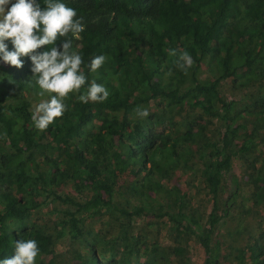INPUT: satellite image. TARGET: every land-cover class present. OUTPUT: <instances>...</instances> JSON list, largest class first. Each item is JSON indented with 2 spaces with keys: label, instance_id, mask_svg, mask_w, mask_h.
<instances>
[{
  "label": "trees",
  "instance_id": "1",
  "mask_svg": "<svg viewBox=\"0 0 264 264\" xmlns=\"http://www.w3.org/2000/svg\"><path fill=\"white\" fill-rule=\"evenodd\" d=\"M37 2L42 8L46 7L43 0ZM62 2L84 17L86 29L79 39L73 40V49L83 57L82 70L88 77V83L95 79L108 89L110 95L103 103L84 104L77 100L76 95L70 94L66 101L68 111L47 130L37 131L31 120L28 102L38 89L31 81L30 58L21 57L23 68L0 60V136L7 133L6 138H0V142L6 140L19 153H56L64 149L61 158L30 155V165L22 160L21 166L24 167L12 170L11 179L6 184L0 178V260L14 256L15 241L35 239L40 248L37 264H47L42 257L52 251L50 237L36 228L21 232L11 228L13 221L21 223L28 220L40 206L38 198L47 196L76 207L68 214L69 218L61 222L60 237L69 235L72 239H80L84 236L79 217L82 212H87L97 221L108 214L119 217L120 239L126 241L136 219L167 217L173 234L178 237L190 235L202 246L207 257L205 264H220L221 244L215 236V229L232 214L242 195L233 158L252 153L258 140L257 135L251 133L248 123L243 121L245 116L237 117L234 103L224 98L220 86L231 78L256 77L258 69L263 66L264 0L253 2L252 16L261 21L254 25L247 23L243 17L240 0ZM6 43L9 50H13L11 41ZM60 43L58 41L57 46ZM142 43L146 44V52L143 53L140 48ZM165 49L187 51L192 56L194 65L187 74L177 69V57L169 55ZM97 55H105L108 59L97 73H92L87 66ZM206 57L215 62L217 77L203 82L197 77V72ZM166 67L175 68L181 81L189 82L183 94L161 84ZM86 87L87 84L81 92ZM156 98H166L172 103L200 110L223 123L224 130L220 136L206 137L197 151L210 195L217 202L223 192L227 193L223 214L219 215L215 207L207 226L190 210L188 193L181 190L173 193L172 206L164 212L144 204L134 209L121 208L115 202L120 175L127 172L141 179L143 190H147L146 187L148 190H163V186L153 183L150 176L155 172L162 175L167 167L173 165L172 161L179 157L177 145L180 141L194 143L200 137L193 124L173 142H169L164 133L157 137L154 131H145L141 125L132 124L129 120L132 109L149 104ZM254 105L261 107L257 116L264 120V97L255 98ZM119 112L123 116L117 115ZM96 120L104 121V124L99 133L89 135V145L83 148L72 145L71 141L84 136ZM166 155L170 156L171 162L165 164ZM7 159L2 155L7 169L12 168ZM68 182H72L78 192L89 194L85 203L59 194ZM262 202L264 164L259 168L253 198L254 204ZM184 250L175 247L172 251L184 257ZM92 254V264H106L96 256L95 250ZM241 257L246 264H264V249L258 243L253 244L241 252ZM190 261L187 264H191ZM158 264L170 262L164 257L158 260Z\"/></svg>",
  "mask_w": 264,
  "mask_h": 264
},
{
  "label": "rangeland",
  "instance_id": "2",
  "mask_svg": "<svg viewBox=\"0 0 264 264\" xmlns=\"http://www.w3.org/2000/svg\"><path fill=\"white\" fill-rule=\"evenodd\" d=\"M253 2L254 0H240L243 17L250 25L261 22L252 16ZM140 48L142 53L146 52L145 43H142ZM197 77L203 82L216 79L215 62L206 57L197 72ZM161 84L170 86L172 91L176 90L183 94L189 82L181 81L175 68L166 67L162 72ZM220 90L226 100L234 103V112L237 117L245 116L243 121L248 123L251 133L254 132L258 139L252 153L233 158L234 171L240 180L242 195L234 206L232 214L223 219L215 229V236L221 244L220 264H246L241 257L243 250L256 243L264 249V202L253 203L259 168L264 164V120L257 116L261 107L257 108L254 105L255 98L264 97V64L258 69L256 77L225 80L221 83ZM38 91L39 88L36 93ZM36 93L28 98L30 109L41 99H47V96L41 98ZM137 107L147 108L150 112L149 117L143 120L136 118L134 109ZM117 115L123 116V113L119 112ZM129 120L132 124L141 125L145 131H154L157 137L164 133L169 142L183 135L190 124H193L195 132L199 133L200 137L194 143L180 141L177 145L179 157L172 161L173 165L170 168L167 167L162 175L155 172L150 176V180L155 184H161L163 190H148V187H146L147 190H143L140 186L141 179L128 172L120 175L116 204L127 209H134L144 204L148 208L164 212L172 206L173 193L181 190L188 193L190 210L203 225H208L209 217L215 207L219 215H222L227 193L223 192L217 202L213 199L209 193L208 184L202 176L197 155L206 137L217 138L223 132L222 121L208 117L200 110L172 103L166 98H156L149 104L136 106L132 109ZM103 124L104 121L96 120L84 136L71 141L72 145H79L82 148L88 146L89 135L99 133ZM254 127H256L255 130ZM62 152L19 153L6 140L2 141L0 142V178L6 184L11 179L12 170L24 167V165L21 166L22 160L30 165L28 160L30 155L43 157L45 154L61 158ZM2 155L8 158L12 168L7 169V165L5 166L2 161ZM165 158L167 160L164 161L165 164L171 162L170 156L166 155ZM59 194L63 197L69 196L80 203H85L89 196L87 192H78L72 182L66 183ZM38 202L40 206L32 212L28 220L21 223L13 221L11 228L16 232L36 228L49 236L52 241V251L42 257L47 264H92V250H95L96 256L106 264H158V260L164 257L170 264H187L190 260L191 264L206 262L205 251L197 240L190 235L178 237L173 234L167 217L136 219L130 231L129 240L126 241L120 239L119 217L108 214L101 221H97L87 212H82L79 217L84 236L80 239H72L69 235L60 237L61 222L68 219V214L76 210V207L47 196L39 197ZM87 244H90V247H87ZM175 247L185 249L184 257H179L172 251ZM247 257L249 258V254Z\"/></svg>",
  "mask_w": 264,
  "mask_h": 264
},
{
  "label": "clouds",
  "instance_id": "3",
  "mask_svg": "<svg viewBox=\"0 0 264 264\" xmlns=\"http://www.w3.org/2000/svg\"><path fill=\"white\" fill-rule=\"evenodd\" d=\"M42 8L37 0H0V60L5 64L23 68L21 57H29L32 63L31 81L35 82L41 99L30 109L31 120L37 131H45L57 118L68 111L67 100L70 94L76 95L84 104L103 103L109 98L108 89L95 79L88 83L82 70V55L73 49V40L79 39L86 29L84 17L62 0H43ZM6 41H11L9 50ZM60 45L57 46V42ZM48 46L44 51H38ZM51 46V47H49ZM169 55L177 57L175 65L187 74L194 60L187 51L165 49ZM108 57L97 55L88 64L92 73L106 63ZM171 73H169L170 75ZM87 84L86 89L81 92ZM136 118L146 119L150 112L147 108L134 109ZM3 133L0 138H6ZM14 256L0 260V264H37L40 255L38 241L23 239L15 241Z\"/></svg>",
  "mask_w": 264,
  "mask_h": 264
}]
</instances>
